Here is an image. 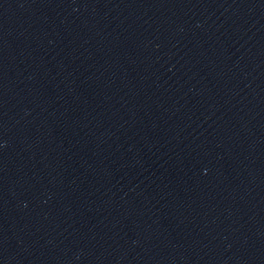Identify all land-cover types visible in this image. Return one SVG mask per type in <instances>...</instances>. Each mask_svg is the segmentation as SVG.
I'll list each match as a JSON object with an SVG mask.
<instances>
[{
    "label": "water",
    "instance_id": "water-1",
    "mask_svg": "<svg viewBox=\"0 0 264 264\" xmlns=\"http://www.w3.org/2000/svg\"><path fill=\"white\" fill-rule=\"evenodd\" d=\"M0 264H264V0H0Z\"/></svg>",
    "mask_w": 264,
    "mask_h": 264
}]
</instances>
